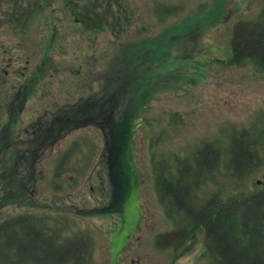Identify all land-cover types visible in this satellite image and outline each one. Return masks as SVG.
I'll list each match as a JSON object with an SVG mask.
<instances>
[{"label":"rangeland","instance_id":"obj_1","mask_svg":"<svg viewBox=\"0 0 264 264\" xmlns=\"http://www.w3.org/2000/svg\"><path fill=\"white\" fill-rule=\"evenodd\" d=\"M53 3L54 12L44 9L17 37L38 59L52 45V58L62 64L58 76L50 74L56 85L65 82L67 88L62 96L55 86L47 88L49 96H34V104L51 105L64 98L71 104L91 95L109 96L130 78L137 81L127 86L139 85L143 96L139 102L145 96L147 104L130 114L123 155L129 186L120 210L89 217L80 214L108 202L107 128L102 134L98 125L70 132L45 153L36 167L40 177L34 202L66 204L68 223L86 230L93 241L89 264H209L205 234L197 232L188 240L185 232L175 229L164 212L153 171L165 159L177 169L179 158L192 164L205 157L207 166L219 150L225 176L219 184L204 182L200 201L214 192L224 200L261 189L264 146L258 142L250 149L232 140L244 128L264 125V70L254 59L264 49L258 51L248 37L264 0H120L111 7L119 23L98 32L89 28L92 22L84 27L75 23L58 7L60 1ZM15 29L0 25V43L11 42ZM75 90L80 91L78 97ZM124 91L121 88L122 96ZM126 101L122 97L114 105L116 124L126 111ZM254 133L259 135L257 130ZM230 148L240 151V156ZM195 152L199 155L193 159ZM233 175L237 183L231 181ZM41 209L35 208L33 214H51L47 206V211ZM16 211L0 209V224L20 214Z\"/></svg>","mask_w":264,"mask_h":264},{"label":"trees","instance_id":"obj_2","mask_svg":"<svg viewBox=\"0 0 264 264\" xmlns=\"http://www.w3.org/2000/svg\"><path fill=\"white\" fill-rule=\"evenodd\" d=\"M56 1H60V5L83 24L92 22L89 27L91 30L112 27L114 22L119 23L120 20L111 11L112 5H117L120 0H0V25L26 24L34 14ZM249 26L248 37L254 40L258 51L263 50L264 4ZM254 59L260 69L264 70V52ZM122 95L121 91H116V94L113 92L109 96L88 98L79 104L61 108L52 115L51 123L46 124L50 137L45 146L54 145L69 131L87 125L107 128L105 154L110 181L109 201L97 209L82 211V216L120 210L127 194L129 182L123 155L129 138L126 134L129 125L125 122H128L130 114L124 118V113L122 120L116 124L114 110V105L124 97ZM142 97L140 92L135 101L138 103ZM125 99L130 100L131 97ZM144 99L145 96L142 103ZM260 124L244 128L232 142H243L250 149H254L258 142L264 146V125ZM255 130L259 135L255 136ZM38 141L37 137V144L43 142ZM230 149L237 157L240 156V151ZM218 151V155L208 160L207 166L204 165V157L202 163L193 160L192 164L179 158L176 161L177 169L171 168L170 159L154 167L155 187L163 198L160 200L164 212L174 223L175 229L186 233L188 240L196 237L197 232L205 234V243L210 246L209 264H264V184L254 194L238 192L232 199H219V194L215 192L207 199L200 201L197 198L204 182L219 184V178L225 176L219 159L223 154ZM196 154H193V159L199 155ZM9 158L10 161H4L7 169L0 167V170H4L1 172L4 177L0 209L12 208L20 214L11 215L0 224V264H89L92 259V241L86 230L77 229L72 222L68 223L69 209L65 203H35L28 192L27 179L23 181L22 170L16 172L14 159ZM234 176H231L233 180L231 177L229 180L237 183L238 177ZM46 206L51 214H43V217L33 214L35 208L40 210Z\"/></svg>","mask_w":264,"mask_h":264},{"label":"flooded vegetation","instance_id":"obj_3","mask_svg":"<svg viewBox=\"0 0 264 264\" xmlns=\"http://www.w3.org/2000/svg\"><path fill=\"white\" fill-rule=\"evenodd\" d=\"M51 11L54 12L53 9ZM73 21L79 24L78 20L74 19ZM49 25L55 32V25L53 23ZM26 29L14 30L16 37L11 42L4 43L2 41L0 43V167H5L4 170H6L7 165L4 164V161H10L9 157H12L13 165L17 166L15 171L22 170L23 181L27 179L28 192L33 199L35 184L40 177L37 176V164L53 147L50 144L45 146L46 140L50 137L46 124L51 123L52 115L57 110L79 104L84 98L81 96L82 99L71 102V104L65 102L67 98L60 101L54 100L51 105H41V102L37 103V106L34 104V96L40 95L41 99L49 96L51 90H47V88L54 89L55 86L54 90L62 96L67 87L65 82L56 85V78L50 74L56 72L55 77L58 76L62 64L52 58V45L41 59L37 58L36 53L32 56L26 52L20 38L17 37L18 34L23 36ZM50 37L47 38L50 39ZM40 60L41 67L38 66ZM36 71H40L39 74ZM80 90L83 91L82 88ZM75 91L77 93H74V96L78 97L80 91ZM37 137L39 141L43 140V142L38 141L37 144ZM42 146L44 147L42 148ZM37 153L41 157L37 158ZM4 170H0V202L3 196L2 178L4 177L1 172Z\"/></svg>","mask_w":264,"mask_h":264}]
</instances>
